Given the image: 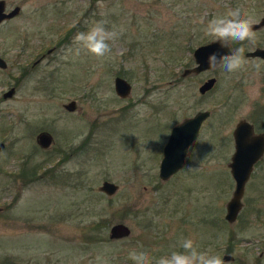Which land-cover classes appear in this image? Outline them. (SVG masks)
Segmentation results:
<instances>
[{"label":"rangeland","instance_id":"374dc122","mask_svg":"<svg viewBox=\"0 0 264 264\" xmlns=\"http://www.w3.org/2000/svg\"><path fill=\"white\" fill-rule=\"evenodd\" d=\"M5 2L20 12L0 23V264H133L132 250L155 264L181 238L221 259L231 254L224 264H264L263 170L246 184L237 219L224 218L232 130L264 101V61L245 56L234 73L182 75L195 65L194 48L212 40L202 31L208 20L239 7L257 22L264 0ZM100 20L119 33L111 52L75 55L76 33ZM253 31L254 41L230 48L264 47V26ZM116 75L131 83L129 96L116 94ZM212 76L213 88L200 93ZM71 100L73 111L64 108ZM199 110L210 115L183 167L162 180L172 126ZM40 131L53 137L47 148L36 142ZM104 180L118 185L115 194L98 189ZM119 222L131 232L111 239Z\"/></svg>","mask_w":264,"mask_h":264},{"label":"water","instance_id":"95a60500","mask_svg":"<svg viewBox=\"0 0 264 264\" xmlns=\"http://www.w3.org/2000/svg\"><path fill=\"white\" fill-rule=\"evenodd\" d=\"M20 12V6H15L10 10H6L5 0H0V23L13 18ZM264 26V15L257 22L253 23V30ZM53 49H49L51 52ZM229 49H220L212 40L198 45L192 52L195 65L185 68L182 75L198 74L204 70L210 69L207 63V57L212 52L223 51ZM245 56L260 57L264 61V47H256L253 50L247 51ZM37 59L34 62H39ZM6 61L0 56V67L6 68ZM216 83L215 77H209L202 82L198 91L205 93L211 90ZM114 90L120 97L129 96L131 92V83L123 76L116 75L114 77ZM15 93V87L12 86L3 92V98L11 97ZM64 108L73 111L76 108L75 100H71L64 104ZM210 115L209 110H199L194 115L183 119L181 122L172 126L168 135L167 141L163 146V154L159 163V177L166 180L172 174L183 167L185 157L189 146L193 143L199 133L202 122ZM233 138L235 141V150L229 162V168L232 178L235 181L234 189L231 197L226 202L225 218L232 222L237 217L242 207V195L244 192L245 182L248 180L255 161L261 156L264 150V141L261 136L253 134L252 126L245 120H240L234 130ZM53 137L48 131H40L36 135V142L41 148H47L51 145ZM259 142L258 146L256 145ZM4 143L0 141V151L4 148ZM98 189L106 195H113L118 190V185L113 181L104 180L99 185ZM131 232L130 228L125 223H115L109 229V237L111 239L125 237ZM232 256L225 255L223 260L232 259Z\"/></svg>","mask_w":264,"mask_h":264},{"label":"clouds","instance_id":"9594fccd","mask_svg":"<svg viewBox=\"0 0 264 264\" xmlns=\"http://www.w3.org/2000/svg\"><path fill=\"white\" fill-rule=\"evenodd\" d=\"M251 16L242 15L239 7L229 8L223 15L214 16L204 25L203 33L212 38L220 49H229L227 52H212L207 57L210 69L222 68L228 73L240 71L248 61L245 58L244 47L230 48V43L243 44L245 41H254L256 33L253 31ZM119 33L106 27V21L94 22L87 31L77 32L73 43L75 55L81 52L103 58L111 52V43L116 40ZM259 70L261 62L254 63ZM129 259L133 264H152L149 253L144 250H132ZM155 264H224L218 255L209 254L208 251L200 250L190 238H181L175 250L161 255L155 260Z\"/></svg>","mask_w":264,"mask_h":264},{"label":"flooded vegetation","instance_id":"af4514ba","mask_svg":"<svg viewBox=\"0 0 264 264\" xmlns=\"http://www.w3.org/2000/svg\"><path fill=\"white\" fill-rule=\"evenodd\" d=\"M257 47V46H256ZM260 47V46H259ZM247 51H245V53H246ZM254 58H259V57H254ZM209 78V77H208ZM262 81L264 82V73H263V75H262ZM204 82V81H203ZM199 87V86H198ZM258 105H260V106H262L263 108H264V101H262V102H258V103H256V105H255V107H254V109L256 108V106H258ZM262 108V109H263ZM254 109H253V111H252V115L251 116H249L248 118H241V119H239L238 121H237V123L240 121V120H245L246 122H248L249 124H251V126H252V130H253V134L254 135H256V136H261V138H262V140L264 141V114L262 113V111L261 112H259V113H255V111H254ZM257 114V115H256ZM236 123V124H237ZM236 124H235V126H236ZM235 126H234V128H235ZM234 128H233V130H234ZM233 130H232V136H233ZM233 140V144H234V150H235V141H234V138L232 139ZM258 144H259V142H257V146H258ZM233 150V151H234ZM232 154H233V152H232ZM232 154H231V156H232ZM231 156H230V160H231ZM230 160H229V162H230ZM229 162H228V164H229ZM229 166V165H228ZM261 170H263L264 171V150H263V152H262V154H261V156L255 161V163L253 164V168H252V171H251V173H250V176H249V178H248V180L245 182V186H246V184L250 181V178L252 177V173H254V172H256V171H261ZM234 180V179H233ZM234 185H235V181H234ZM245 186H244V189H245ZM243 194H244V192H243ZM242 197H243V195H242ZM242 199V198H241ZM242 201V200H241ZM242 205H243V202H242ZM242 208V207H241ZM241 210V209H240ZM240 212V211H239ZM226 213V212H225ZM239 214V213H238ZM238 216V215H237ZM224 218H225V214H224ZM226 219V218H225ZM237 219V217L235 218V220ZM227 220V219H226ZM234 220V221H235ZM228 221V220H227ZM234 221H232V222H234ZM229 222V221H228ZM229 223H231V222H229ZM225 255H229V256H232L231 254H224L223 255V258H224V256ZM233 257V256H232ZM222 258V259H223ZM233 259V258H232ZM232 259H229V260H232Z\"/></svg>","mask_w":264,"mask_h":264}]
</instances>
